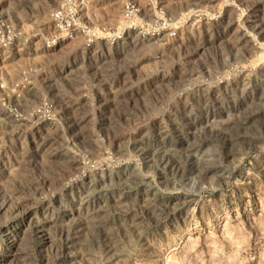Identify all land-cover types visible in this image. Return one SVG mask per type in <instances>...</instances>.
I'll list each match as a JSON object with an SVG mask.
<instances>
[{"label":"rangeland","instance_id":"374dc122","mask_svg":"<svg viewBox=\"0 0 264 264\" xmlns=\"http://www.w3.org/2000/svg\"><path fill=\"white\" fill-rule=\"evenodd\" d=\"M0 264H264V0H0Z\"/></svg>","mask_w":264,"mask_h":264},{"label":"built area","instance_id":"2783aa9c","mask_svg":"<svg viewBox=\"0 0 264 264\" xmlns=\"http://www.w3.org/2000/svg\"><path fill=\"white\" fill-rule=\"evenodd\" d=\"M21 36V35H20ZM72 36V35H71ZM19 37V35L13 34L12 31L8 29L7 31V45H13L14 41Z\"/></svg>","mask_w":264,"mask_h":264}]
</instances>
